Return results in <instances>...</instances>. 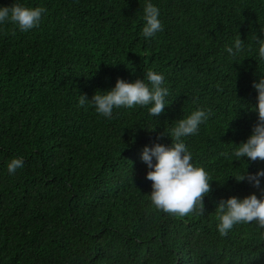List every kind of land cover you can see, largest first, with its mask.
Masks as SVG:
<instances>
[{"label": "trees", "instance_id": "1", "mask_svg": "<svg viewBox=\"0 0 264 264\" xmlns=\"http://www.w3.org/2000/svg\"><path fill=\"white\" fill-rule=\"evenodd\" d=\"M18 2L47 13L27 32L0 25V264H264V228L239 224L221 236L216 214L222 199L264 195L231 177L264 161L224 155L258 121L264 0H152L163 23L152 38L141 34L145 0ZM239 36L246 49L232 59L225 49ZM148 69L170 89L158 117L136 106L109 119L79 105L80 94L91 99ZM199 107L212 115L184 139L212 190L203 214L179 217L151 204L141 153L171 144L160 133ZM14 157L25 164L12 174Z\"/></svg>", "mask_w": 264, "mask_h": 264}, {"label": "clouds", "instance_id": "2", "mask_svg": "<svg viewBox=\"0 0 264 264\" xmlns=\"http://www.w3.org/2000/svg\"><path fill=\"white\" fill-rule=\"evenodd\" d=\"M46 13V7H30L14 0L11 5H0V25L10 21L27 32L38 27ZM143 20L141 34L144 38H152L163 31L160 8L152 0H145ZM261 30L264 31V26ZM255 40L258 59L264 61V37L256 35ZM245 49L246 42L239 36L225 50L232 59H236ZM253 87L258 92L257 103L252 105V109L258 113V121L246 141L233 148L231 153H224L228 158L235 157V160H244L247 164L257 159L264 161V75L253 82ZM169 96L170 89L164 73L148 69L142 79L130 81L118 78L114 87L97 90L91 99L86 93L80 94L78 103L81 107L93 105L100 116L109 119L113 117L115 109H132L136 106L147 107L151 116L158 117L170 104ZM211 115V108L199 107L180 118L170 129L160 133L158 140L170 136L171 144L157 141L144 146L141 160L148 168L146 179L152 182L150 202L157 210L179 217L187 216L193 211L204 213V197L211 192L213 180L205 167L193 163V153L184 138L198 134L200 126ZM24 164L23 157H14L7 163V169L15 174ZM231 177H235L238 182L246 180L264 194V168L253 173L247 166ZM216 214L217 229L221 236H227L239 224L255 222L264 228V195L258 196L254 192L243 198L234 195L222 199Z\"/></svg>", "mask_w": 264, "mask_h": 264}]
</instances>
